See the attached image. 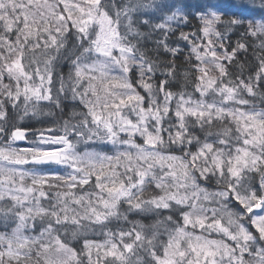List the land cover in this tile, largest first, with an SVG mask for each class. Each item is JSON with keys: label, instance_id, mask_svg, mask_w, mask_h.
<instances>
[{"label": "snow or ice", "instance_id": "obj_1", "mask_svg": "<svg viewBox=\"0 0 264 264\" xmlns=\"http://www.w3.org/2000/svg\"><path fill=\"white\" fill-rule=\"evenodd\" d=\"M0 264H264V0H0Z\"/></svg>", "mask_w": 264, "mask_h": 264}, {"label": "trees", "instance_id": "obj_2", "mask_svg": "<svg viewBox=\"0 0 264 264\" xmlns=\"http://www.w3.org/2000/svg\"><path fill=\"white\" fill-rule=\"evenodd\" d=\"M259 2H260V0H256V5L257 6H259ZM184 31H189V29L186 28V29H184ZM229 39L234 42L235 40L239 39V37L237 35H231L229 37ZM239 60H240L241 63H245V71H247V68H248L249 64L254 63L253 57L251 55V51H249L248 53H246L244 55H241L239 57ZM231 70L234 71V72L237 71L236 68H232ZM181 82H183V81H181ZM188 90L191 91V88H189ZM130 218H132V217H130ZM137 219H140V218L137 217ZM145 222H147V221H145Z\"/></svg>", "mask_w": 264, "mask_h": 264}, {"label": "rangeland", "instance_id": "obj_3", "mask_svg": "<svg viewBox=\"0 0 264 264\" xmlns=\"http://www.w3.org/2000/svg\"><path fill=\"white\" fill-rule=\"evenodd\" d=\"M258 179V178H257ZM255 211V210H254Z\"/></svg>", "mask_w": 264, "mask_h": 264}]
</instances>
